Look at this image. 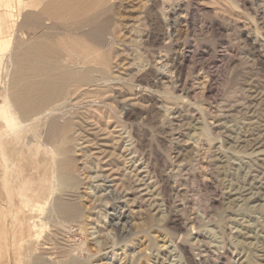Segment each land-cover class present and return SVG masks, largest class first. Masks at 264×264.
<instances>
[{
	"label": "rangeland",
	"instance_id": "rangeland-1",
	"mask_svg": "<svg viewBox=\"0 0 264 264\" xmlns=\"http://www.w3.org/2000/svg\"><path fill=\"white\" fill-rule=\"evenodd\" d=\"M13 1L17 9L18 0ZM123 1L118 0L117 9L124 12H120L122 17L125 14L127 17L121 20L123 31L119 33L122 37L118 38L127 39L130 44L129 53L124 50L127 54L120 57L124 67L120 72L126 74L118 75L126 77L128 83L124 88L126 91L123 89L125 96L120 100H123L124 112L130 108L131 102L136 103L141 121L139 138H134L138 143L135 141V147L127 150L126 153H130L125 157L123 149L131 142L125 141L124 137L129 133V125L128 130H124L120 126L115 128L114 124L111 127L114 130H109L111 134L106 130L90 131L79 151L84 168L82 176L85 183L80 193L85 200V216L78 222L60 223L59 219L39 213L43 235L39 239L36 237L34 244L26 243L27 247L39 244L37 249L50 248L56 258L65 261L67 254L62 252H66L68 245L67 250L72 247L70 250L80 264H188L187 255L180 245L185 243L198 264H264V145L260 150L253 145V138L264 135V0H160L155 8L152 7L154 10L149 11L151 0ZM178 4H182V8L189 7V15L186 18L185 12L176 14L179 21L173 27L181 32L177 43L167 50L163 45H169L170 38L164 37L161 44L154 46L151 38L147 40L149 45L141 41V33L148 28L154 31L160 28L165 13L176 11ZM12 14L13 25L9 35L21 40L20 36L27 34L29 29L19 27L21 18L17 12ZM146 18L150 23L145 21ZM137 19L138 30L128 31L125 25ZM165 28L166 31L169 29L168 26ZM180 36L184 41L179 39ZM15 48V43L12 47L10 45V49ZM152 49L154 53H151ZM173 63L183 66V76L187 80L185 87L190 90V95L172 87L178 75ZM165 64L167 66H163ZM145 69L152 71L149 77L159 76L157 95L163 94L160 96L163 102L158 107L150 106L147 96L133 95L130 87L133 77ZM5 93L6 86L2 82L0 103L4 102ZM3 127L6 130H0V137L7 138L3 152L15 166H12L15 178L27 186L31 183L32 190H39L38 186H42L47 178L46 165L38 162L42 155L27 157V130H18L17 135L12 133V128ZM12 137L15 138L11 140ZM36 147L39 149L40 146L37 144ZM1 171L0 168V174ZM167 177L170 187L165 191L160 186ZM115 188L117 192L109 193ZM147 191L148 194H144ZM6 193L1 184L0 200L3 196L6 199ZM154 195L159 200L158 210L153 205ZM4 198L0 202L6 205ZM107 199L116 204L119 213L124 211L129 215L126 223L133 230H128V227L124 234H120L109 225L102 205ZM146 202L154 208L151 213L144 210ZM175 218L187 223L188 227L178 226ZM29 230L28 227L26 234ZM114 235L116 243L112 239ZM37 240L41 241L38 243ZM63 243L65 246L62 247ZM9 256L5 264H10L9 259L11 264L19 257L17 264L23 260L20 254L17 260L13 252ZM133 256L136 260L132 263Z\"/></svg>",
	"mask_w": 264,
	"mask_h": 264
},
{
	"label": "bare ground",
	"instance_id": "bare-ground-1",
	"mask_svg": "<svg viewBox=\"0 0 264 264\" xmlns=\"http://www.w3.org/2000/svg\"><path fill=\"white\" fill-rule=\"evenodd\" d=\"M151 1V7H149V9L146 7L148 9L147 11L158 5L160 0ZM165 2L166 1H164V3ZM140 6L143 8V5ZM117 7L118 0H18V8L16 9L13 0H0V84L4 82L6 86V97L4 98V102L0 103V130L2 131V129H5L3 126L12 128V133L14 134H17L18 130H27L28 147H25L29 149L26 150V155L28 158H34V154L40 153L42 157L38 162L43 166L46 165L45 174L47 176V178L43 180L42 186H38L40 188L39 190L36 189L37 191L32 190L33 185L31 183H28V186L25 182L18 183V180L15 178L16 175H14V169H12L14 165L9 161L6 155L7 153L5 154L6 156L4 155V142L7 138L5 140L4 137H0V168L2 170L0 174L2 183H0V185L2 184L4 190L7 192L6 199L4 198L5 196H3L4 200H6L4 201L6 205L0 202V264H5L4 261L6 257L12 254V252L16 255L14 258L17 260V256L19 254L20 256L22 255L23 250L26 249L29 243L33 242L36 237L38 239L39 237L41 238L43 235L41 234V227L43 225L39 220L41 218L39 213H46L49 218L54 217L56 220L59 219L60 223H62V221L78 222L85 216V200L84 196L80 193V189L85 183L82 176V174H84L82 173L84 168L81 166L82 160L79 157V151L82 148L84 139L88 136L90 131L96 129L100 131L106 130L111 134L109 130H114L111 129L114 124L115 128L120 126L124 130L125 128L127 129L129 125V133L124 136L126 139L123 138L125 141L131 142L125 145L123 154L128 152L127 150L131 151L132 147H135V143L138 141L134 140V138L136 136L139 138L138 130L140 129L141 121H139L136 103L131 102L130 108L126 109L124 112L122 110L125 109V106L122 105L123 100H120L125 96L124 92L126 90L124 88L125 85L128 84L125 79L126 77L123 78L124 76L118 75V73L122 72L121 67H123L120 57L123 53L128 52L127 49L130 43L126 42L127 39L121 40L118 38L120 36L122 37V35L119 36L121 30L123 31L120 27L121 24H123L121 20L126 14L122 17L123 14L121 15L120 13L122 10L119 11ZM188 10L189 7L188 9L182 8V4H178V9L176 11L173 9L170 13H165L166 15L163 20L160 19V28L158 27L154 31L146 27L148 30L141 33L143 34V39L141 36L139 38L142 39L141 41L144 40L143 42L147 43V45H149L147 40L151 38L153 46L155 44H161V40L164 41V39H162L164 37L170 38V44L163 45L164 48L170 50L172 46L177 43L178 33H181L178 30L179 28L176 29L175 26L173 27V24L175 25L177 21H179V17L177 18L176 14H183L185 12L186 14L184 13V15L187 18L189 15ZM12 12H17L18 17L21 18L18 26L27 27L29 29V34L28 32L27 34H20L21 40L29 38L25 42L19 40L16 36L9 35L13 25V20L11 18L13 16ZM147 15H150V13H147ZM126 17L124 19H126ZM181 17H183V15ZM136 18H138V16ZM146 19L145 21H148V18ZM132 21L134 22L131 24L129 23L130 25H125L126 28L129 29L128 31H134V28L137 29L136 23L138 19ZM150 21L152 22V20ZM116 22H118L117 26L115 25ZM154 22L156 23L157 21ZM146 24L150 26L148 23ZM155 26H158V23L155 24ZM165 26L171 29H167L166 31ZM142 29H144V27L141 28V30ZM132 34L130 36H132ZM6 36H8L7 39L5 38ZM181 36L179 39L183 40ZM134 39L136 41V38ZM14 40H16V42ZM14 43L16 48L12 50L10 49V45L12 47ZM23 44L26 45L21 48ZM121 46L124 47L123 50H121ZM139 47H141V45ZM124 50L127 51L124 52ZM151 51H153V49ZM154 51L151 53H154ZM146 55L147 54H144V56ZM170 58L171 57H169V59ZM148 60L151 61L150 59H147V61ZM169 61L167 63H169ZM182 62L184 61L182 60L181 63ZM174 63L173 66L175 70L176 68L178 69V75L176 74V78L173 77L174 85H172V87H178L190 95V90L186 88L187 86L185 87L187 80L184 79L183 76V66L179 63L174 65ZM127 64L126 67L128 68ZM166 64L163 66H167ZM147 70L136 75L134 73L135 76L132 81L129 82L130 87L133 90V95H138L137 97H139V94L147 96L151 101L150 106H159L163 102L162 98H160L163 94L160 96L157 95L159 91V79L157 81V77L159 76L155 74L153 78H151L149 75L152 74L150 73L152 71L148 72ZM126 71H128V69ZM123 74L126 73H121V75ZM123 89L125 91H123ZM160 90L164 89L160 88ZM164 93L167 94L169 92L164 91ZM133 97L134 96H132V98ZM121 107L123 109H120ZM140 114H142V112ZM8 133L11 134L10 132ZM13 138L15 137H12L11 140ZM253 142L255 149L260 150L264 145V135L253 138ZM37 144L40 146L39 149L36 147ZM10 146L12 147L13 145L11 144ZM114 150H116V148H114ZM7 152L12 153L11 151ZM135 152L137 151L135 150ZM129 153L124 154L125 157L128 156ZM131 156L132 155H130V157ZM133 157L131 160L135 158ZM115 161L116 160H114V163ZM15 162L13 163L15 164ZM124 178H126L125 175ZM39 183L41 184V182ZM168 186L169 177L164 180L160 189L167 191ZM132 189L138 190L135 188ZM114 192H117V188L112 189L109 193ZM20 194H22V198H19L21 197ZM144 194H148V191ZM141 197L143 198V196ZM3 198L0 201H2ZM153 198L155 199L153 205L155 209L157 208L158 210L160 208L158 197L154 195ZM143 200L145 199L143 198ZM31 204H33L32 207ZM102 205L106 209V217H108L109 225H111L116 232L119 231L120 234H124L128 227V230L134 229L131 225L129 226V224L127 225L126 223L129 215L124 211L119 213L116 210L115 203L107 199L103 201ZM143 207L144 210L146 209L150 211V213L154 210L148 202L144 203ZM175 223L185 229L188 227L187 223H181L176 218ZM28 227L30 230L27 231L29 233H27V235L26 229ZM57 231L58 229L56 232ZM59 231H61L60 228ZM109 233L111 234V232ZM60 234L59 236H61ZM51 237L52 236H50V239ZM112 239L113 242H117L116 235H114ZM51 240L55 241L53 237ZM40 241L41 240H39V242ZM48 241L50 242V240ZM180 245L187 255L188 264H198L192 257L191 248L185 246V243H181ZM37 246L34 247L31 244L29 248L27 247L23 254L24 256H21L23 260L20 261V264H80L75 258L73 250H70L72 247L67 250L68 245L65 248L66 252H62L67 254L65 255L67 256L65 261L56 258V256L53 255L55 252H52L53 250H50V248L49 250L46 247L45 249H37ZM49 246H53V244ZM63 246H65V244L62 245V247ZM11 256H9V258ZM134 258L133 256L132 263L136 260ZM19 260L20 257L17 261L19 262ZM11 262L12 261L9 259L10 264Z\"/></svg>",
	"mask_w": 264,
	"mask_h": 264
}]
</instances>
